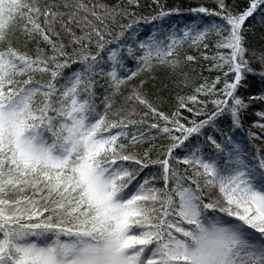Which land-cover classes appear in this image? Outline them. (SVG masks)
Returning <instances> with one entry per match:
<instances>
[{
  "label": "snow or ice",
  "instance_id": "6c2138e0",
  "mask_svg": "<svg viewBox=\"0 0 264 264\" xmlns=\"http://www.w3.org/2000/svg\"><path fill=\"white\" fill-rule=\"evenodd\" d=\"M144 7L0 0V264H264V0Z\"/></svg>",
  "mask_w": 264,
  "mask_h": 264
},
{
  "label": "trees",
  "instance_id": "16d2710c",
  "mask_svg": "<svg viewBox=\"0 0 264 264\" xmlns=\"http://www.w3.org/2000/svg\"><path fill=\"white\" fill-rule=\"evenodd\" d=\"M165 2L168 3V4H177V3H179L183 7H192V6H195V5L200 4V3H203V4L211 7L212 4H213V0H165ZM230 2H231V0H230ZM236 2L242 4L243 0H236ZM142 3L145 5V7L143 9H141V11H143L146 14L148 11H150V9H148L146 7V5L148 3H150V0H142ZM180 19H184L185 21H187V20L191 19V16H190V14L185 13L183 15V17H177V16L173 17V21L180 20ZM253 23H254V20H252V19H250L248 21V24H253ZM142 29H143V31H142L141 35H146L147 32L149 31V26L142 25ZM260 32H261V29H260L259 25L257 24L256 29H255V34L252 36L253 44L257 48H259L260 44H261ZM196 68H197V71H199V65H197ZM205 75H207V73H205ZM157 76L159 78H162L163 77V73L162 72L161 73H157ZM149 91L150 92L154 91L153 88H152L151 82H149ZM257 110H260V105L259 104L255 105L254 108L250 109L249 112L246 114L245 120H244V124H245L244 131H245V133L247 132L248 127L252 124V121L254 119H257V117H255V115H254V112L257 111Z\"/></svg>",
  "mask_w": 264,
  "mask_h": 264
},
{
  "label": "rangeland",
  "instance_id": "374dc122",
  "mask_svg": "<svg viewBox=\"0 0 264 264\" xmlns=\"http://www.w3.org/2000/svg\"><path fill=\"white\" fill-rule=\"evenodd\" d=\"M149 30H150V28H149Z\"/></svg>",
  "mask_w": 264,
  "mask_h": 264
}]
</instances>
